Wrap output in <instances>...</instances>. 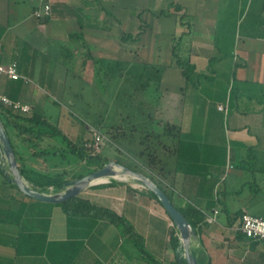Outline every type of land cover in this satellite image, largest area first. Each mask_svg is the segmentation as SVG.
Returning a JSON list of instances; mask_svg holds the SVG:
<instances>
[{
    "label": "crops",
    "instance_id": "crops-1",
    "mask_svg": "<svg viewBox=\"0 0 264 264\" xmlns=\"http://www.w3.org/2000/svg\"><path fill=\"white\" fill-rule=\"evenodd\" d=\"M133 1L0 0L1 61H16L24 76L0 74V93L31 111L57 112L58 127L79 145L92 125L72 112L76 103L67 93L101 92L95 59L125 63L119 85L135 83L145 64L164 66L157 102L146 92L129 114L132 125H114L113 145L125 155L116 162L151 177L197 223L192 249L200 262L264 264V241L237 230L240 216L231 219L237 211L264 217L249 210L254 203L264 209V0H152L141 11ZM45 2L49 15L37 17ZM181 14L191 28L177 52L208 76L198 88L173 64ZM138 31L137 41L121 39ZM52 137L43 144L55 146ZM62 147L63 140L56 149ZM25 156L24 166L37 177L48 173L66 182L77 175L68 165L72 157L80 160L74 153ZM6 165L1 154L4 174ZM245 182H252L248 193ZM77 197L101 216L68 214L15 188L0 194V264H180L170 240L178 230L148 189L108 179ZM104 209L123 217L140 240L127 229L121 233L125 224L110 223Z\"/></svg>",
    "mask_w": 264,
    "mask_h": 264
},
{
    "label": "trees",
    "instance_id": "trees-1",
    "mask_svg": "<svg viewBox=\"0 0 264 264\" xmlns=\"http://www.w3.org/2000/svg\"><path fill=\"white\" fill-rule=\"evenodd\" d=\"M101 10H104L101 5ZM164 13L165 11H161ZM186 17L185 14H181L177 18V23L184 26V29L180 33V36L175 38L172 47V57L173 64L181 70L182 75L184 76L187 84L192 87L198 88L199 82L201 80H208V76L199 73L195 69V65L191 63L189 60L183 59L177 52L178 42L181 37L188 33L191 28V22L189 20H184ZM79 25L82 28L84 26V21L81 17L78 18ZM101 28H107L105 23H101ZM141 31H138L135 35L130 33L122 36V40H133L137 41L140 37ZM77 36L82 37L81 34H77ZM96 64H101V74H103L107 78H119L123 76L125 71V63L118 60L111 59H95ZM164 71V66L145 64L143 69L138 73L135 82L136 91L141 92V94L151 93L153 92L154 100L157 102L159 98V85L162 78V72ZM158 95V96H157ZM0 118L5 126V129L10 137L12 146L14 148L15 154L17 156L18 162L20 164V171L23 178L31 185L33 188L44 191V192H55L59 191L64 187L65 179L61 178L59 175H49L43 174L41 177H37L35 174L28 171L25 164V151H29L30 158H47L50 154H56L57 152L60 156H64L65 152L74 153L80 160L89 161L95 160L98 164L94 168H100L105 165L110 159L102 158L100 153H92L91 149L85 147V141L81 142L79 145L75 144L72 140H70L58 127V114L49 113L46 109L41 112L31 111L30 114H20L10 111L6 109L0 103ZM111 125L106 129L113 128ZM100 132L102 129L97 128ZM133 130H136L135 128ZM45 136H60L61 140L65 142L66 147H62L56 149L55 146L44 145L43 139ZM15 139V142L14 140ZM2 154L1 146H0V155ZM93 170L88 171L91 172ZM83 176V174H77L74 178H78ZM49 185L52 188H49ZM9 188H15V184L8 180V175L4 174L1 170L0 166V194L7 196V190ZM154 196V195H153ZM155 197V196H154ZM156 198V197H155ZM65 212L68 214H93L95 216H101L98 213V208L90 205L88 201L81 197H75L69 201L60 203ZM179 209V208H178ZM180 210V209H179ZM104 211L109 214L111 217L108 219L110 223L122 222L125 224L127 229V233L130 236H133L138 241L140 237L136 235L134 229L131 225H129L125 219L119 215H117L113 211H109L104 209ZM181 211V210H180ZM192 223L194 227H196V222L192 220L188 213L182 212ZM243 214L242 211H237L232 214V221H234L237 217ZM231 221V222H232ZM245 236V235H244ZM248 239H253L249 238ZM171 244L174 248L179 247V237L174 232L171 231L170 235ZM203 264L202 262H200ZM182 264H185L183 262Z\"/></svg>",
    "mask_w": 264,
    "mask_h": 264
},
{
    "label": "water",
    "instance_id": "water-1",
    "mask_svg": "<svg viewBox=\"0 0 264 264\" xmlns=\"http://www.w3.org/2000/svg\"><path fill=\"white\" fill-rule=\"evenodd\" d=\"M0 146L3 158L8 167L6 175L8 180L15 184L17 189L27 197L34 200L60 204L79 196L90 184L99 180L122 174L119 179H131L137 185L148 189L161 203L179 233V247L176 250L177 260L180 264H201L197 254L192 250V242L198 240V233L189 219L172 203L167 194L148 175L133 170L125 164L110 160L105 165L97 168L81 177L65 182L64 187L55 192H44L33 188L23 178L20 164L12 146L10 137L0 118Z\"/></svg>",
    "mask_w": 264,
    "mask_h": 264
},
{
    "label": "rangeland",
    "instance_id": "rangeland-1",
    "mask_svg": "<svg viewBox=\"0 0 264 264\" xmlns=\"http://www.w3.org/2000/svg\"><path fill=\"white\" fill-rule=\"evenodd\" d=\"M133 4H136L135 6L141 11L144 7L152 6V0H134ZM133 82L134 81L132 80L129 83L126 82L119 85L117 79L107 78L101 74V92L98 93L97 91L92 92L90 90H84V92L82 91V93H79V97H75L73 93H67V95L71 96V100H74L76 103V106L72 108V112L77 117L83 118V120L89 125H92L88 127L96 129L100 128L102 129L101 132L106 135L107 140L98 152L101 154L102 158H109L113 161H122L123 158H125L124 153L118 151L113 145L112 137L114 127L109 130L106 128L111 125L114 126L118 122L121 124L123 123V126L125 127L132 125L131 123L133 120L129 114L136 110L137 104L141 103V99L144 96L141 92L136 91V86ZM84 87L85 86L83 85V88ZM143 103L145 104L144 101ZM52 138L54 140L52 139L49 142L55 144V147H58L61 143V137L55 136ZM13 140L15 142V139ZM70 160L71 161L68 164L69 168H71L76 174H87L88 171L94 170L98 164L95 160L81 161L74 157ZM6 166L5 169L7 170ZM240 180H242V178H240ZM250 180L252 181V179ZM251 185L252 182H245L242 184L245 193L250 191V187H252ZM249 210L251 213L264 216V209L259 210L256 203L250 205ZM117 224L121 223L118 221ZM118 228L121 233H123V230H126V227L123 225H120Z\"/></svg>",
    "mask_w": 264,
    "mask_h": 264
},
{
    "label": "built area",
    "instance_id": "built-area-1",
    "mask_svg": "<svg viewBox=\"0 0 264 264\" xmlns=\"http://www.w3.org/2000/svg\"><path fill=\"white\" fill-rule=\"evenodd\" d=\"M50 13V5L45 2L42 10H36L37 17H45ZM0 74H6L13 79L23 78L18 71V65L16 61H12L8 64H4L1 61L0 55ZM0 103L12 112L20 114H30L31 106L27 103H22L18 100H13L8 96L0 93ZM219 109L226 110L224 105H219ZM89 137L85 140V147L92 150V153H97L104 146L107 137L104 133L100 132L96 128L88 127ZM215 213L217 210L214 211ZM208 222L214 221V216H208L206 219ZM237 230L244 234L246 237L256 240L264 241V217L252 215L244 212L240 217L237 225Z\"/></svg>",
    "mask_w": 264,
    "mask_h": 264
},
{
    "label": "bare ground",
    "instance_id": "bare-ground-1",
    "mask_svg": "<svg viewBox=\"0 0 264 264\" xmlns=\"http://www.w3.org/2000/svg\"><path fill=\"white\" fill-rule=\"evenodd\" d=\"M124 176L122 174H115L114 176H111V177H106V178H100L99 180L93 182L92 184H95V183H99L101 181H104V180H108V179H119V178H123ZM90 184V185H92ZM192 248V247H191ZM193 250V249H192ZM194 252V250H193Z\"/></svg>",
    "mask_w": 264,
    "mask_h": 264
}]
</instances>
